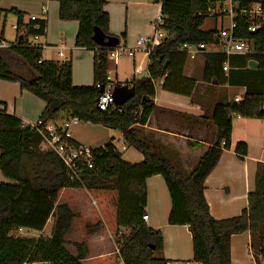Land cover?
Instances as JSON below:
<instances>
[{"label":"trees","instance_id":"1","mask_svg":"<svg viewBox=\"0 0 264 264\" xmlns=\"http://www.w3.org/2000/svg\"><path fill=\"white\" fill-rule=\"evenodd\" d=\"M156 2L161 5V28L167 36L150 55L151 77L132 80L135 96L121 105L122 113L97 107L100 88L115 69L110 49L93 41L96 26L106 37L115 36L110 32L106 0L59 1V18L79 22L75 45L94 51V83L81 86L73 84L70 59L42 60L43 48L33 41L34 36L45 35L42 20L26 23L23 12L0 8V42L3 15L12 12L19 18V41L0 47V79L18 82L46 102L41 115L44 124L77 116L81 122L118 130L126 145L144 156L140 164L125 162L116 146L108 143L95 149L94 167L84 172L82 183L71 182L58 156L39 149L43 141L40 132L23 127L22 119L0 110V170L14 182H0V264H168L162 256V232L143 219L146 181L154 175L164 178L171 197L169 224L187 225L191 231L194 262L233 264L231 237L247 231L255 257L258 261L264 258V162L257 165L255 190L249 193L248 207L239 216L215 219L204 195L206 178L223 150L231 148L233 118L264 119V89L256 85L263 80L264 56L256 57L257 68L248 67L246 56L233 57L228 72L222 70L224 55L204 56V83L243 86L246 91L239 102L230 101L223 91V98L209 113L216 139L187 173L179 162L161 156L139 126L147 123L155 109V83L161 79L162 89L193 99L196 81L184 76L186 56L175 50L185 42H214L218 30L203 28L205 0ZM117 37L125 40L126 33ZM233 149L240 159L249 153L246 142L236 143ZM50 219V235L35 238L19 233L20 228L42 231ZM78 233L84 238L79 239Z\"/></svg>","mask_w":264,"mask_h":264},{"label":"crops","instance_id":"2","mask_svg":"<svg viewBox=\"0 0 264 264\" xmlns=\"http://www.w3.org/2000/svg\"><path fill=\"white\" fill-rule=\"evenodd\" d=\"M60 0H1L0 8L3 11L12 9L23 12V20L27 23L32 18L42 20L46 25L45 35L41 36L40 43L46 45L42 50V60L72 62V80L74 85H92L94 83V51L75 45L79 22L64 21L59 18ZM105 10L109 14L110 32L115 36L126 33V39L120 43L132 45L141 35L152 34L154 31V18L161 5L156 0H106ZM46 7V13L43 12ZM14 32L12 35L6 29L9 16ZM1 26L4 27L3 42L8 45L19 41L15 26L18 16L12 12L3 15ZM3 22V24H2ZM9 38V39H8ZM11 39V41H10ZM184 67V76L194 79ZM144 54L137 52L134 57H123L115 66L112 78L118 82L130 81L135 69L143 63ZM196 60V59H195ZM205 65V61H204ZM132 68V74H126ZM122 75L120 77V74ZM203 77V76H202ZM203 79V78H202ZM193 92V99L189 96L173 93L161 88L160 82L155 83V109L149 116L145 125L139 126L146 139L156 148L163 157L174 162L180 161L183 169L190 173L196 167L199 159L207 148L213 145L216 131L209 113L215 103L223 98V89L227 86L215 84H198ZM160 88L157 90V88ZM229 97L230 101L235 100ZM46 108V102L32 92L22 89L20 83L0 79V110L16 115L23 122H35ZM64 119L60 118L56 124ZM79 125V124H78ZM77 126V125H76ZM75 127V126H74ZM73 127V129H74ZM106 129H111L105 127ZM72 129V130H73ZM116 130V129H114ZM264 119L244 118L235 116L232 122L231 148L224 149L220 160L214 170L205 180L204 195L209 205L210 214L217 220L239 216L248 207V195L255 190V176L257 165L264 162ZM77 144H87L86 138L74 134ZM122 139L120 134L116 137H106L99 147L112 143L122 153V159L131 164H140L144 156L134 147L124 146L118 148L116 141ZM124 141V140H123ZM238 142H246L249 153L240 159L233 147ZM91 146V145H89ZM1 183H14L6 178L0 170ZM147 206L145 214L148 216L147 225L158 229L164 236V249L162 256L169 264H198L193 261L192 234L187 225H170L169 216L172 208L171 197L161 175H154L147 179ZM52 219L42 231L24 229L22 235L39 238L50 235ZM77 225V227H79ZM79 239L84 238L78 233ZM231 261L233 264H261L255 257L251 247V234L245 232L231 237ZM48 264V263H33Z\"/></svg>","mask_w":264,"mask_h":264},{"label":"built area","instance_id":"3","mask_svg":"<svg viewBox=\"0 0 264 264\" xmlns=\"http://www.w3.org/2000/svg\"><path fill=\"white\" fill-rule=\"evenodd\" d=\"M207 4L206 22L211 21L213 28H217V34L214 42L211 43H182L176 48V52H180L186 58L195 60L204 57L207 54H221L226 57L222 64V70L228 72L231 68V59L236 56L248 57L249 61L256 59L257 56H264V0H205ZM46 7L43 12L46 13ZM202 12H198L201 15ZM36 20V18H32ZM163 16L161 10L156 14L153 24L154 31L152 34L139 36L132 45L120 43L110 49L109 56L117 66L121 58L134 57L137 52L144 54L143 63L135 69L134 77L130 81L118 82L111 77L110 72L107 76V83L104 90L97 100V107L102 111L117 110L122 113L123 108L118 106L113 95L117 85L132 86L131 82L135 76L140 78H150V55L156 50L160 44L164 42L167 33L161 28ZM17 27L15 26V29ZM44 32L46 25L44 24ZM254 34L257 36H244V33ZM41 36L36 35L33 38L35 45H39L43 49L45 44L40 43ZM8 44L1 41L0 47H7ZM42 62V60H40ZM146 64V69L142 66ZM153 81V80H152ZM154 82V81H153ZM157 83V82H156ZM164 83L161 79L160 85ZM241 99L236 97L235 101ZM140 113H135L139 116ZM81 123L77 116L64 118L60 124L48 122L44 124L39 118L35 122H24L23 127H31L37 129L44 139L50 151L54 152L64 165L66 177L71 182L82 183V177L86 170L94 167V151L96 148L77 144L73 139L72 129ZM224 144V143H223ZM143 219L147 221L148 216L145 214ZM24 229L20 228L19 233H23ZM123 232H120V235ZM169 264V263H168ZM174 264H181L175 262ZM199 264V263H198Z\"/></svg>","mask_w":264,"mask_h":264},{"label":"rangeland","instance_id":"4","mask_svg":"<svg viewBox=\"0 0 264 264\" xmlns=\"http://www.w3.org/2000/svg\"><path fill=\"white\" fill-rule=\"evenodd\" d=\"M13 15H10L8 20L6 21V29L8 31V33H10V35L13 34L14 29L12 27V22L11 19ZM213 26V23L211 21H207L205 23V25L203 26L204 29H211ZM214 27V26H213ZM9 39V38H8ZM11 41V39H10ZM9 46V45H8ZM204 57H199L196 60H191L189 59L187 61V65H186V71L188 74H192V76H194L195 80H197L198 84L204 83L203 82V70H204ZM238 66V65H237ZM144 69H146V64H143L142 66ZM114 71H112L111 73L113 74ZM110 73V75H112ZM133 70L132 68H129V70L127 71L126 74H132ZM126 74H120V77H122V75H126ZM113 76V75H112ZM142 76V75H140ZM140 76H135L136 78H140ZM261 77H263L262 81H259L258 83H256V85L262 89H264V74H261ZM160 88L158 87L157 90ZM224 91H226L227 96L234 98L235 96H240L241 98L244 97L245 94V87L243 86H234V85H227L226 88L223 89ZM72 132H74V134H79L80 136H82L83 138H86L87 140V144L91 145H87L89 147L92 148H96L99 147L103 142L104 139H106V137L112 138L114 136H118L120 134V132L118 130H114V129H106L104 126L102 125H96V124H91V123H85V122H81L79 125L75 126L74 129L72 130ZM264 134V133H263ZM116 145L118 146V148L124 146V141L122 139H119L116 141ZM39 149L42 152H46V151H50L47 147V144L45 143L44 139L42 141V143L39 146ZM180 162V161H177ZM31 163V162H29ZM125 234L127 233V231L124 232ZM254 251V250H253ZM261 264H264V258L261 259L259 261Z\"/></svg>","mask_w":264,"mask_h":264},{"label":"water","instance_id":"5","mask_svg":"<svg viewBox=\"0 0 264 264\" xmlns=\"http://www.w3.org/2000/svg\"><path fill=\"white\" fill-rule=\"evenodd\" d=\"M93 41L98 46L115 47V46L120 44L121 39L117 36L106 37L104 32L96 26L94 28ZM167 63L168 62L166 61L164 64V69H166ZM249 65L251 68H257L258 67L257 62H255L253 60L249 61ZM103 90H104V85L101 86L100 92L102 93ZM113 95L115 97L116 104L118 106H121L135 96V89L133 86L130 87L128 85H122V86L117 85L114 89Z\"/></svg>","mask_w":264,"mask_h":264}]
</instances>
